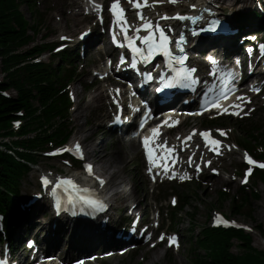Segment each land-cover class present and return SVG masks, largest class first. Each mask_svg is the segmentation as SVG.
<instances>
[{
  "label": "trees",
  "instance_id": "16d2710c",
  "mask_svg": "<svg viewBox=\"0 0 264 264\" xmlns=\"http://www.w3.org/2000/svg\"><path fill=\"white\" fill-rule=\"evenodd\" d=\"M33 6L32 0H0V58L4 80L0 91L14 89L12 98L0 94V134L15 135L12 120L24 110V125L11 143L4 142L0 149V206H6L12 215L9 191L13 190L28 162L35 161L33 151L50 136L65 138L68 133V98L63 92L64 82L70 75L63 65L57 69L50 65L25 63L30 50L18 52V45L29 43L33 37L29 25L18 9L19 3ZM47 45L35 47L44 50ZM67 55H64L66 58ZM52 134V135H51ZM223 199L226 197L221 195ZM233 213H237L233 203ZM263 233L262 226H258ZM241 244V252L234 253V240ZM194 264H264V251L255 247L252 236L238 230H223L204 227L197 237Z\"/></svg>",
  "mask_w": 264,
  "mask_h": 264
},
{
  "label": "rangeland",
  "instance_id": "374dc122",
  "mask_svg": "<svg viewBox=\"0 0 264 264\" xmlns=\"http://www.w3.org/2000/svg\"><path fill=\"white\" fill-rule=\"evenodd\" d=\"M77 0H41V8L44 10H51L50 16L48 17V24L47 28L43 30L42 34L52 32L53 33V39L57 38L59 34L61 33H75L78 34L80 31H82L86 25H83L81 22H78L80 19V16L77 14H74L71 9L70 5ZM24 8L27 10V8L24 6ZM262 35H264V31H262ZM42 35H38L36 37L37 42H41ZM0 76L3 77V73L1 71V60H0ZM85 80V75H83L77 82L74 83V90L76 93H78L79 99L78 102H81L82 106L79 108L80 111H74L73 112V120L75 118V136L84 137L85 135H89L88 140L84 139L87 143L90 139H94V149H97L99 142H101V147L103 146V149L106 152L109 153H117V150L120 149L124 151H128V144L122 143L119 139H116L114 136H111L109 132H107L106 129H103V126L98 125L97 123H103V120L100 119L97 123L96 122H90L88 121V116L92 112H94V99L98 98L99 102H102L104 107H107V96L105 92V88L100 86L89 93L88 96H86V91L81 88V81ZM95 114V112H94ZM102 117H105L104 115ZM261 117L264 118V115L261 114ZM231 126L238 130L237 134L234 136L237 137V140H240L242 138V131L246 130L245 128L241 127V130H239V127H236L235 124H231ZM78 130V132H77ZM82 130L85 131L82 133ZM242 132V133H241ZM136 154L139 151L138 145H136ZM130 154L127 156V158L122 160L121 169H122V176L125 177L126 181L128 183H133L137 185L136 191H138L137 196L139 198H144L145 194L147 193V184L146 179L143 176L141 172V163L139 161L140 156L136 157V154ZM238 155H236V159H238ZM133 158V159H132ZM135 158V159H134ZM40 165H44L45 167L54 165L59 166L60 163H58L57 160H47V159H40L39 162ZM36 166V167H38ZM35 167V168H36ZM34 168V169H35ZM34 169L32 172L24 178L23 182V188L26 186H32V189L35 185L36 179L34 178ZM231 171H235L236 169L232 167L230 169ZM106 171V170H105ZM108 174H110L108 171H106ZM120 178V177H119ZM118 180V178H114ZM223 183L218 182L217 186H206L201 189V195L199 198L190 199L189 205L186 206L185 210H182L179 214V221L177 223L176 228H178L183 237H184V245L179 253L173 252V251H167L164 249H156V250H150L147 247L143 248L142 250H139L138 252H129L122 256H116L113 258H110L108 261V264H149L151 263V260L155 258L157 255V252L160 253L161 260L157 261L156 264H172L173 261L177 264H194L193 261H191V254H190V248H191V241L196 239V236L199 234L200 229L205 225L208 224L209 216L211 215V211L213 209H218L224 211L226 214L231 215L232 210V197L236 196L237 194L242 195L240 191H237L238 183H234L232 185V192L229 194V198L222 202L219 199V190L222 188ZM264 186L263 182H259L257 184L258 192H259V199H255L253 197L250 198V203L248 204V209L245 211H250L249 216L245 215H239L236 218L240 221L247 222L250 226L256 227L258 224H261L263 226L264 231ZM218 190V191H217ZM252 190V187L250 188ZM248 191V190H247ZM249 192V191H248ZM251 192V191H250ZM249 192V193H250ZM153 194V195H152ZM148 195V199L144 202L143 206L145 204H149L151 202L154 204L155 201H158V198L155 195V192ZM161 204H164L165 206L169 204V199L164 200L162 199L160 201ZM213 207V208H212ZM193 211H196L195 217L191 216V213ZM234 217V216H233ZM194 224V226H192ZM193 227V229H191ZM254 245L259 250H264V234L260 235L256 232L252 234ZM66 238V237H64ZM68 239V238H67ZM67 245L65 246L66 249ZM64 251V250H63ZM233 251L235 253H240L242 250L240 248L239 242L235 240V246L233 248ZM59 252V251H58ZM200 252L203 254L204 251L200 250ZM73 255V253H72ZM142 257H145L144 260H142Z\"/></svg>",
  "mask_w": 264,
  "mask_h": 264
},
{
  "label": "snow or ice",
  "instance_id": "6c2138e0",
  "mask_svg": "<svg viewBox=\"0 0 264 264\" xmlns=\"http://www.w3.org/2000/svg\"><path fill=\"white\" fill-rule=\"evenodd\" d=\"M94 2V0H93ZM154 2H163V0H154ZM168 3H177L178 0H167ZM129 3L132 4L134 7H136L137 9L142 8L143 6H147L148 4V0H129ZM193 8H195V5H192ZM96 8L98 10H102V6L101 5H96ZM110 10L113 14V16L116 18V20L118 22H120V27L124 33V37L126 40L129 41V47L132 49L133 53L139 55L143 60L147 61L149 58H151L153 56V54L157 51L162 52L166 57H169V61L171 62H175V65H179L180 67H175L173 66V71L175 72V77L174 79L176 80V82L178 83H182L183 86H189L184 82L187 81H191V83H196V80L193 78V73L196 72V69L194 67H185V62L188 59L187 55H184V48L182 46V44L185 41V36L183 34L179 35V40L176 42L177 47L179 48L180 52L182 53L181 55H175L173 53V50L170 47V37L166 34L164 27H162L159 23H153L151 20H147L142 13L138 12L137 15L139 16V18L144 21V23H142L140 25L139 28L135 29L136 32H139L141 29H143L144 31L147 32L146 35L142 36V37H137V39H140L143 41L144 44L147 45L146 49H141L137 46L134 45L133 43V39L132 37L128 36L127 32H128V27H130V25L128 24V20L127 17L125 16V9L124 7L121 5L120 0H113V3L110 6ZM204 11H210V9L205 8ZM173 17H168L167 15L162 16L161 19H171ZM176 19H181V20H185V19H191L193 22H195L196 20L200 19V17H188V16H182L179 13L176 14V17H174ZM219 24V20H212L211 24H210V30H215V26ZM201 31H203V29H201ZM159 33V35L157 36L156 33ZM196 32H193L192 35H196ZM86 35V33L82 34V37ZM62 39H66V37H62ZM115 39V37H114ZM253 39H255V37H253ZM260 50L261 53H264V44L260 45ZM251 51V50H249ZM208 59L210 61H212L213 63H215V61L213 60V57H208ZM136 65V59L135 56L133 57V61H132V66L135 67ZM149 79H151L152 77L149 75L148 77ZM160 79H164L163 76L160 77ZM236 90V85L232 84L230 89H227L225 92H222L220 94V96L216 97L212 102H211V106L213 107H217V108H223V106L219 103L221 97H225L228 95L229 92L235 91ZM253 91L259 92L260 89L259 88H253ZM118 91V90H117ZM211 91V89L209 90ZM237 100H244L247 101L248 103H250V99L247 97H237ZM209 102L206 100L205 101V106H208ZM237 108H241L242 106L237 104L234 105ZM229 109L228 108H223V111L227 112ZM239 114V113H236ZM117 122L120 121V117L117 116L116 117ZM162 123H167V121H163ZM141 127H143V124H141ZM218 132L221 133V135H225L226 133H224L223 130L217 129ZM197 130L193 129V134L196 133ZM152 137L151 139L148 136L143 137V147L146 150L147 153V157L149 160L150 165L152 166H156L158 161L154 159V146H159V147H165L167 148V151L173 152L174 148L169 147L167 145V141H162V143H160L159 145H157V141L160 139V128L159 126H157L156 128L152 129ZM201 136H203L205 138V140H208L209 135H210V130H206V131H201L199 133ZM185 140H189L191 139V134L187 137L184 138ZM210 143L214 146L213 147V151H218L219 146L221 144V142L217 139H211ZM230 147L234 148L236 147L235 145H231ZM61 151H74L81 159H83V152L81 149V145L77 142L74 145L73 149H58L57 152H61ZM245 158L248 162L249 165H253V166H257L260 168H264V163H259L258 161L254 160L250 155H248L247 153H245ZM191 162V161H190ZM208 164L211 163V161H207ZM85 169L88 171L89 174H92L93 171V165L92 164H85ZM197 169H199V165H196ZM165 173H167L168 169L167 166H165L164 168ZM252 167H249L247 169V172L249 174H251L252 172ZM149 172H152V167H149L148 169ZM212 171H216V169H212ZM181 180L185 179V178H191L188 177L187 174L185 175H181L179 177ZM247 176L244 177V180L242 182H247ZM42 183L44 186H48L50 184H54V187L52 188L53 193L56 192L57 189L59 188H64L65 191H74L76 193H81V192H89V189H82L73 179L71 178H58L55 181H52L48 178V176H43L42 178ZM153 179H155V176H153ZM97 180L100 181V184L103 185L104 181L102 178L97 177ZM79 199L86 204L87 206L97 209V210H103L106 208V204L98 199V198H94L93 196H86V195H80ZM173 203H175V199H173ZM59 207V205H58ZM216 222L220 223L223 222L225 225L228 224H233L235 225V221H228V220H223L221 221V217L219 216V214H217L216 216ZM241 227H245V226H241ZM161 240L164 239V235L162 234L160 237ZM176 241V237H170L169 238V244H173ZM0 264H3L2 261H0Z\"/></svg>",
  "mask_w": 264,
  "mask_h": 264
},
{
  "label": "bare ground",
  "instance_id": "6f19581e",
  "mask_svg": "<svg viewBox=\"0 0 264 264\" xmlns=\"http://www.w3.org/2000/svg\"><path fill=\"white\" fill-rule=\"evenodd\" d=\"M84 132L85 131L82 130V133H84ZM88 137H89V135H85V140L86 139L88 140ZM94 140H95V138L90 139L89 142L87 143V145H86L87 153L91 157L94 158V160L98 164L99 168H101L104 171L106 170L110 173L111 185L113 187H117V189H118L116 196L114 198V201L118 202V201L126 200V201L130 202L132 196L135 197L134 193L136 191L137 186L133 183L135 190H129L127 188L128 183H127L125 177L122 176L123 171L121 169V164H122L123 159L125 160L128 155H130L136 151V144H135L134 140H131V141H133L132 143H127L130 146L128 151L121 150L122 152H120V149H118L116 154L106 152L103 149V146L101 147V145H102L101 142H99L97 149H94ZM74 176L81 178L82 174H81V172L76 171L74 173ZM114 178H118V180H116ZM134 202H135V200L132 201V203H134ZM130 205L131 204H128V208L130 207ZM41 214H42V212L39 213V216H41ZM30 218L31 219L28 222L22 221L20 223L19 227L16 229V232H20L22 237H24L25 235L30 233V227L34 223H38L36 220H34V218H35L34 216H31ZM40 220H42V219H40ZM44 222L45 221L42 220L41 222L38 223V226H35V228L41 227V228L45 229L46 224H44ZM77 227H79V225ZM76 229H78V228H75L74 232L76 231ZM63 231H64V229H57L55 231L54 230L50 231L47 234V236H49L48 238L52 242L51 250L55 251V253H57V251H58L57 249L59 247V238H60V235L63 233ZM105 231H107V229ZM42 232H44V231H42ZM76 233H79V232H76ZM71 236L74 237L73 235H71ZM136 239H138V238H136ZM263 244H264V242H263ZM71 245H72L73 249H68V250L64 249V254H65L66 258L72 257V253H74L75 251L82 252V253H85V252L89 253V252H94V251H100L103 249L102 246L100 245V241L96 238H92V240L86 245H77L74 243H72ZM63 246H61V248H59V250L62 249ZM159 260H161V258H160V253L158 251L155 258H153L151 260V263H149V264H156V262Z\"/></svg>",
  "mask_w": 264,
  "mask_h": 264
}]
</instances>
